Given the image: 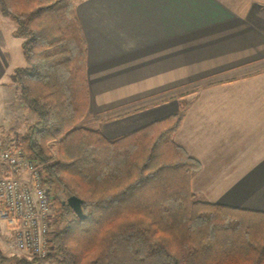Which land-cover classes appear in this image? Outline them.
Instances as JSON below:
<instances>
[{"label": "trees", "instance_id": "16d2710c", "mask_svg": "<svg viewBox=\"0 0 264 264\" xmlns=\"http://www.w3.org/2000/svg\"><path fill=\"white\" fill-rule=\"evenodd\" d=\"M25 66L11 76L36 114L8 130L54 200L47 264H264V212L213 204L191 191L201 168L174 143L187 104L108 139L89 114L87 44L73 0H0ZM82 201L80 219L61 194ZM8 257L0 264H34Z\"/></svg>", "mask_w": 264, "mask_h": 264}, {"label": "crops", "instance_id": "0c3cea01", "mask_svg": "<svg viewBox=\"0 0 264 264\" xmlns=\"http://www.w3.org/2000/svg\"><path fill=\"white\" fill-rule=\"evenodd\" d=\"M73 3L88 51V127L116 139L187 104L173 140L201 166L191 191L264 212V0ZM11 22L0 10V67L23 43ZM16 68L8 80L0 68L4 118L23 108Z\"/></svg>", "mask_w": 264, "mask_h": 264}, {"label": "built area", "instance_id": "2783aa9c", "mask_svg": "<svg viewBox=\"0 0 264 264\" xmlns=\"http://www.w3.org/2000/svg\"><path fill=\"white\" fill-rule=\"evenodd\" d=\"M54 211L40 168L16 143L0 138V220L8 225L10 247L34 264H47Z\"/></svg>", "mask_w": 264, "mask_h": 264}, {"label": "rangeland", "instance_id": "374dc122", "mask_svg": "<svg viewBox=\"0 0 264 264\" xmlns=\"http://www.w3.org/2000/svg\"><path fill=\"white\" fill-rule=\"evenodd\" d=\"M12 21V20H11ZM12 25L14 26L13 22H11ZM11 55V56H10ZM9 56H6L5 59H9V60H3L1 63V77L5 78V80H8L9 76H7V74H3V72L5 70L9 71L11 70L12 67L16 68V67H24L25 66V59H24V55H22V49H19V51H12V54H10ZM12 66V67H11ZM18 101H20L19 103L21 104V106L23 108H20L19 105L18 106H11L5 113V118L2 116L1 112V104H0V138L1 139H5L6 136L5 134L7 133L6 129H9V127H13V130H16L17 134L24 132L26 127H25V122L29 121L31 122L34 118L33 115L34 114L32 112L31 109H28L27 107V103L23 100L22 96L18 95ZM0 103H1V97H0ZM5 120L4 124H2V121ZM86 126H88V124H90V122L87 123V121H83ZM91 125V124H90ZM4 126L6 128H4ZM61 198L64 200H66L68 197L66 196V194H61ZM55 212V211H54ZM53 212V214H54ZM52 219V218H51ZM53 226V225H52ZM54 231V226L51 229V232ZM9 230H8V225H6V222H4L3 220H0V234L3 235L4 239L3 241H1V249L3 250L4 254L8 257H12L14 255L17 256H22L25 257V255L21 252H17L15 251V249H12L10 247V237H9ZM6 239V240H5ZM28 255H26L25 258H27Z\"/></svg>", "mask_w": 264, "mask_h": 264}, {"label": "water", "instance_id": "95a60500", "mask_svg": "<svg viewBox=\"0 0 264 264\" xmlns=\"http://www.w3.org/2000/svg\"><path fill=\"white\" fill-rule=\"evenodd\" d=\"M67 197L68 198L63 201V205L70 207L80 219H84L85 215L83 213V209L81 208L82 201L73 195Z\"/></svg>", "mask_w": 264, "mask_h": 264}]
</instances>
